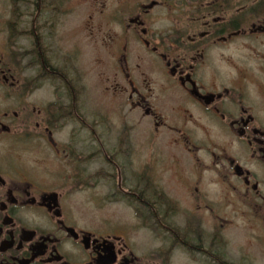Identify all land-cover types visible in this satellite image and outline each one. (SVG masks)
I'll return each instance as SVG.
<instances>
[{"label": "flooded vegetation", "instance_id": "obj_1", "mask_svg": "<svg viewBox=\"0 0 264 264\" xmlns=\"http://www.w3.org/2000/svg\"><path fill=\"white\" fill-rule=\"evenodd\" d=\"M72 2L0 0V264H260L264 0ZM95 20L117 126L86 111Z\"/></svg>", "mask_w": 264, "mask_h": 264}, {"label": "rangeland", "instance_id": "obj_2", "mask_svg": "<svg viewBox=\"0 0 264 264\" xmlns=\"http://www.w3.org/2000/svg\"><path fill=\"white\" fill-rule=\"evenodd\" d=\"M75 2H72V0H69V6L73 5ZM77 10L79 9H85L87 10L90 8L88 4L85 2L84 4L74 6ZM154 14L159 15L158 9H155ZM99 19V18H98ZM160 23L154 24L155 27H157ZM62 28V25L58 26V29L60 30ZM116 28L112 24H108L105 22H99L98 20H95L93 22V32L94 35L90 36L91 40L87 37H84V41L82 42L83 50L80 55L82 68L84 71V87H85V106L86 111L93 113L94 110L99 107L100 110V118L102 121H107L110 124L115 123V126H117V121L120 120L118 114H116L113 110H111L112 107V101L110 96L104 95L103 90L105 88H110V85L113 81V68H112V62L107 58V50H109L112 45H108V47H105L109 42V39L106 37L107 33L109 31L113 32ZM95 40V42H94ZM107 49V50H106ZM100 55L102 59V64H97L94 61V58L96 56ZM103 65V66H102ZM101 66V67H100ZM91 94V95H90ZM97 95L98 101H94V95ZM91 115L87 120H91ZM165 147V146H164ZM163 151L161 152V159L163 160V167L164 172L161 171L160 173L163 176V180L166 183L169 180L170 172L167 171V159L172 155L169 151L175 152L173 150H169L167 148H162ZM169 162V160H168ZM92 196V194L89 193H77L71 196L70 201H76L78 205H81L84 208V211H86L90 216H94V208L91 206V204H87L88 197ZM108 215H116L117 217H121L124 221L127 223L132 222L130 216L128 215V212L121 208V207H107L104 210ZM135 232V231H134ZM262 255V254H260ZM177 264H188L185 262V259L182 257H179L177 259ZM260 264H264V256H260Z\"/></svg>", "mask_w": 264, "mask_h": 264}]
</instances>
